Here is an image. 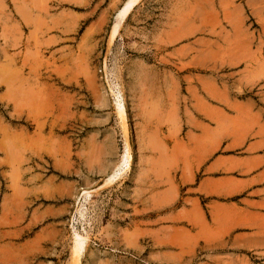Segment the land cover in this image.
I'll return each mask as SVG.
<instances>
[{
  "label": "rangeland",
  "instance_id": "1",
  "mask_svg": "<svg viewBox=\"0 0 264 264\" xmlns=\"http://www.w3.org/2000/svg\"><path fill=\"white\" fill-rule=\"evenodd\" d=\"M124 1L0 0V264H264V0Z\"/></svg>",
  "mask_w": 264,
  "mask_h": 264
},
{
  "label": "bare ground",
  "instance_id": "2",
  "mask_svg": "<svg viewBox=\"0 0 264 264\" xmlns=\"http://www.w3.org/2000/svg\"><path fill=\"white\" fill-rule=\"evenodd\" d=\"M140 2V0H125L122 4V6L117 10L116 12V16H115V20H113V24L111 26L110 29V34H109V39L110 42L114 41V39L116 38V36L118 35L119 32V28L120 26L125 22V20L129 17V15L131 14V12L136 8V6L138 5V3ZM40 7V6H39ZM23 8V7H22ZM46 10V9H45ZM21 12V11H20ZM25 13V12H24ZM19 14V13H18ZM21 15V14H20ZM24 18V16H23ZM28 18V17H27ZM207 18V17H206ZM205 18V19H206ZM208 19V18H207ZM211 19V18H210ZM28 20V19H27ZM216 24V23H215ZM33 38V37H32ZM34 44V43H33ZM7 60V59H6ZM10 64V63H9ZM8 64V65H9ZM197 64V63H196ZM1 69V67H0ZM5 69V68H4ZM200 69V68H199ZM3 70V69H2ZM12 70V69H11ZM12 72V71H11ZM13 74V73H12ZM17 75V74H16ZM149 75V74H148ZM11 78V77H10ZM15 78V77H14ZM12 81V80H11ZM13 83V82H12ZM10 83V84H12ZM152 85V84H151ZM114 87V86H113ZM116 87V86H115ZM10 88V87H9ZM23 88V86H22ZM110 88V87H109ZM209 89V88H208ZM116 90V89H115ZM111 91V90H110ZM20 92V91H19ZM119 93V92H117ZM116 100H115V109H116V114L117 117L121 120H125V116H126V112H125V107H124V103L123 101L120 99V96L118 94H116ZM30 100V99H29ZM114 100V99H113ZM23 102V101H21ZM20 103V102H19ZM19 106V105H18ZM42 106V105H40ZM43 107V106H42ZM22 109V108H21ZM44 110V109H43ZM32 111V110H31ZM40 115V114H39ZM30 116V115H29ZM49 116V115H48ZM210 117V116H209ZM209 128V127H208ZM207 133V132H206ZM207 135V134H206ZM209 135V133H208ZM207 135V136H208ZM202 138V137H201ZM205 138V137H204ZM209 138V137H208ZM212 138V137H211ZM207 138H205L206 140ZM210 139V138H209ZM21 140V139H20ZM197 140V139H196ZM9 142V141H8ZM197 142V141H196ZM198 144V143H197ZM200 144V143H199ZM203 144V143H202ZM201 144V145H202ZM10 145V144H9ZM15 144H13L14 146ZM23 145V144H22ZM204 146V145H203ZM7 147V146H6ZM17 147V146H16ZM195 147V146H194ZM204 148V147H203ZM9 149V148H7ZM6 151V150H5ZM203 152V151H202ZM23 153V152H22ZM123 156L120 160V162L118 163V165L115 167V170L113 169L110 174L107 175V178L105 180L106 184H113L116 180H118L123 173H125L126 171H128V169L130 168V164H131V154H130V150H129V146L125 145V149L123 151ZM204 153V152H203ZM212 153V152H211ZM207 154V153H206ZM204 156V155H203ZM10 157V156H9ZM193 158V157H192ZM11 159V158H10ZM204 162V161H203ZM163 166V165H162ZM190 166V165H189ZM216 167V166H215ZM212 170V169H211ZM233 170V169H232ZM263 178V177H262ZM211 181V180H210ZM246 184V183H245ZM210 189V188H209ZM229 190V189H228ZM85 195L88 196L89 193H84ZM234 194V193H233ZM236 194V193H235ZM209 196V195H208ZM250 205V204H249ZM149 211V210H148ZM201 215V214H200ZM215 218V217H214ZM180 221V220H179ZM202 224V223H201ZM208 228V227H207ZM203 231V230H202ZM206 231V230H205ZM210 231V230H209ZM212 232V231H211ZM74 235V241H73V247H72V252L74 257L77 259H79V257L82 254V251L84 249V243L86 241V239L82 236H80L79 234L75 233ZM155 235V234H154ZM140 236V235H138ZM193 239V238H192ZM206 239V238H205ZM196 243V242H195ZM184 245V244H183Z\"/></svg>",
  "mask_w": 264,
  "mask_h": 264
}]
</instances>
